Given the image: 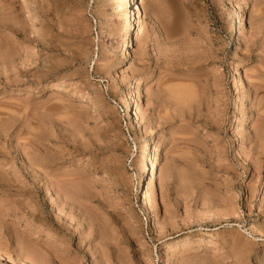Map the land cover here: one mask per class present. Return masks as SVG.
Returning <instances> with one entry per match:
<instances>
[{
    "label": "rangeland",
    "instance_id": "1",
    "mask_svg": "<svg viewBox=\"0 0 264 264\" xmlns=\"http://www.w3.org/2000/svg\"><path fill=\"white\" fill-rule=\"evenodd\" d=\"M136 1L0 0V264H264V0Z\"/></svg>",
    "mask_w": 264,
    "mask_h": 264
},
{
    "label": "bare ground",
    "instance_id": "2",
    "mask_svg": "<svg viewBox=\"0 0 264 264\" xmlns=\"http://www.w3.org/2000/svg\"><path fill=\"white\" fill-rule=\"evenodd\" d=\"M138 1L140 2V4L138 3ZM138 1H136L135 2V4H136V6H135V8H136V12L138 13V15L136 16L137 17V22H136V27H141L142 26V24H143V19H142V15H141V7H143L142 5V0H138ZM141 6V7H140ZM177 97H179L180 99L181 98H184L185 97V93L183 94L182 92H180V93H177ZM186 95H188V94H186ZM175 97V96H174ZM188 97H190V96H188ZM143 197L146 199V194H144L143 195ZM146 204V203H145ZM144 204V205H145ZM212 235H210V237H211Z\"/></svg>",
    "mask_w": 264,
    "mask_h": 264
}]
</instances>
